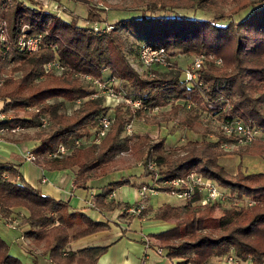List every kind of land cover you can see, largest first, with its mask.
<instances>
[{
    "label": "trees",
    "instance_id": "16d2710c",
    "mask_svg": "<svg viewBox=\"0 0 264 264\" xmlns=\"http://www.w3.org/2000/svg\"><path fill=\"white\" fill-rule=\"evenodd\" d=\"M76 1L87 5L90 0ZM139 1V17L108 23L110 30H92L77 24L74 17L62 20L40 0H0L5 36L0 41V114L6 116L0 126L31 128L37 144L29 152L41 158L40 167L71 169L76 189H87L89 179L112 171L120 152L127 153L132 164L141 163V176L150 177L157 193L172 191L164 181L191 171L200 174L228 195V208L214 217L213 205L203 216L197 215L189 202L159 205L153 219L171 226L155 236L154 247L164 250L171 264H207L210 258L221 259L228 252L236 263L264 264V172L244 173L238 165L230 175L218 163L219 157L231 153L241 156L261 154L262 150H255L259 148L256 144L240 152L226 151L222 146L233 143L234 138L216 126H202L200 120L202 114L217 122L237 118L264 135V0ZM85 8V21L100 19L91 7ZM179 11L193 14L184 17L175 13ZM242 11L246 12L240 14ZM198 13L210 16L203 18ZM22 25L28 27L26 34L40 35V47L33 53L15 47V34ZM130 36L135 40L129 42ZM142 44L163 48L170 60L176 54L202 55L204 64L196 79L188 83L174 61L163 73L138 72L128 60L137 59ZM51 61L59 64L58 73L44 70ZM105 75L120 79L127 95L140 99L147 111L117 105L97 145L74 147L59 159L45 158L58 144L69 146L74 139H92L98 117L108 108L100 97H93L90 80ZM76 100L79 103L74 106ZM65 104L72 107L71 113L60 110ZM153 107L161 110L150 114ZM42 120L47 122L45 126H41ZM132 120L154 126L174 121L176 127L198 132L202 139L187 140L165 151L164 137L153 139L147 132L126 135L124 126ZM208 136L212 140L206 139ZM147 162L154 164L155 172L147 169ZM122 185L139 189L147 184H134L130 178L110 182L91 197V206L99 211L120 207L107 197ZM68 206V201L41 195L23 182L12 166H0L2 218L8 220L11 208H23L27 215L21 221L28 226L24 235L35 245L42 244L53 264H96L110 244L75 250L67 245L107 229V222L93 221L82 210ZM53 225L62 233L58 239L47 230ZM0 264H21L7 253L1 238Z\"/></svg>",
    "mask_w": 264,
    "mask_h": 264
},
{
    "label": "rangeland",
    "instance_id": "374dc122",
    "mask_svg": "<svg viewBox=\"0 0 264 264\" xmlns=\"http://www.w3.org/2000/svg\"><path fill=\"white\" fill-rule=\"evenodd\" d=\"M40 1L42 2L46 10L55 12L62 18V20L69 21L71 17H74L77 21V24L85 26L92 25L93 22H96L98 26L97 28L102 27L101 29H105L106 26H108V23L115 22L119 19H123L126 17H139L140 10L142 9L139 0H90L89 2H87V5H84L83 3L76 0ZM85 6H89L95 12H97L100 19L91 22L85 21ZM245 12L246 11H242L240 12V14H243ZM175 13L184 17H190L193 14L192 11H179ZM209 16L210 15H203L201 17L208 18ZM132 40L135 39L134 37L130 36L129 42H131ZM193 57L194 56L188 57L176 54V56L171 58L170 62L174 61L181 70H184L187 68V65L191 62ZM128 61L136 71H141V67L139 66V62L137 61V59L134 58L133 60ZM203 64L204 60L201 61L200 67H202ZM166 69L168 68L162 66H153L151 68V71L163 73L166 71ZM82 83H84V85H87V83H85V81L83 80ZM97 96L103 100V105L106 106L108 110H110V112H112L113 108L117 105L126 107L123 103H116L115 105L113 101L111 102L110 100H108V97L103 94H94L93 97ZM71 109L72 107L68 104H65L60 108V110L64 113H71ZM200 120L202 126H207L210 129H214L216 126L213 118L208 117L207 115L202 114L200 116ZM131 130L132 133L147 132L153 139L164 137L165 140L163 149L165 151L177 148L187 140L200 141L202 139L198 132H193L187 129H180L176 127L174 121H168L164 124H161L160 126H154L144 124L143 122L138 120H132ZM206 139L212 140V137L208 136L206 137ZM256 144L259 146V148L255 147V150L261 149V154L243 153L241 156H238L236 155V153H231L219 157L218 163L223 167L224 171L230 175H233L236 172L238 165L239 169L244 173L264 172V140H261V138H254L249 143L225 144L222 146V149L230 152H240V150ZM32 148H30L29 150H31ZM115 157L117 158L116 165L112 171L100 177H95L88 180L94 181L91 184L93 195L101 192L103 190V187H105L108 183L117 181L121 178H130V180L134 184L146 183L150 185V177L147 176V178H145L141 176L143 172L142 167L137 165V163L132 164L131 161H129L127 158V153L124 155L117 154ZM96 179L98 181H95ZM89 186L90 184H88L87 189L74 188L75 198H73L72 202H70L71 204L69 203L68 207L70 210H82V212L85 213L93 221L107 222L108 228L73 241V247H69L70 249L75 250L76 248L84 246H104L110 244L107 247L106 251L97 259L96 264H171L165 258L164 250H162L161 255H159L154 249L155 236L159 232L169 228L171 224L169 222L154 220L153 212L159 205L163 203L172 206H181L184 204L183 201L177 200L173 195L168 193L158 192L154 195L148 194V197L145 198V207L142 213H126L124 212L126 208L134 206L133 199L135 198V187H131L130 185H122L119 186L120 189L115 188L112 191L113 197L111 199L114 204L117 203L120 205V207H115L112 211H99L91 206L92 195H90L91 193L90 191H88ZM228 203L229 201L224 205L213 204V216H219L223 209L228 208ZM244 203L245 202H240V205H244ZM124 204H126L125 208L122 207ZM208 206L210 205H201L199 203L191 204V208L197 215L200 216L205 215ZM122 212H124V214L120 216ZM13 213L21 214L18 222V225H20V229L10 230L5 227L3 225L4 218H2V216L0 215V238L7 246V253L11 256L16 257L21 262V264H53L50 262L47 253L43 251L42 244L35 245L31 241V238L22 235L28 229V226L21 221L22 218L27 215L26 211L21 207H14ZM47 230L49 232H52L55 235L56 239L62 236V233L58 232L55 229L54 225L48 227ZM119 237L120 239L116 241V239ZM144 238L148 240V246L144 245ZM230 254L228 252L226 255ZM226 255H224L223 257H225ZM223 257L221 258V261L226 264V262L224 261L225 258ZM216 262L218 261H215V263ZM211 263H213V261Z\"/></svg>",
    "mask_w": 264,
    "mask_h": 264
},
{
    "label": "built area",
    "instance_id": "2783aa9c",
    "mask_svg": "<svg viewBox=\"0 0 264 264\" xmlns=\"http://www.w3.org/2000/svg\"><path fill=\"white\" fill-rule=\"evenodd\" d=\"M92 30H99L97 28V23L93 22L92 25H89ZM108 27V28H107ZM102 28V27H101ZM110 30L111 26H106L105 29L102 30ZM28 27L26 25L20 26L15 34V47L19 52L24 53H33L40 47L41 38L40 35H29L26 34ZM4 23H0V41H4ZM211 58V56H208ZM203 60L202 55L194 56L186 69L182 70L183 81L184 82H192L196 79V72L200 70V64ZM137 61L139 62V66L141 70H151L153 66H162L165 68H170L172 66V62L168 58L165 50L163 48L151 47L146 44H142L139 46L137 51ZM215 64H219V60H214ZM44 70L46 72L53 71L58 73L61 69L59 64L55 61L48 62L44 65ZM84 80H88L87 76H81ZM1 83V79H0ZM90 84L93 86L94 94H103L108 97V100L116 103H123L129 109H137L143 107V110L147 111L145 106L140 103V99L128 96L124 91L122 86V81L118 78H115L112 75H105L102 79H91ZM93 94V96H94ZM79 103V100L74 102V106ZM73 106V107H74ZM187 107V106H186ZM161 108L153 107L150 114H156L160 111ZM110 110H107V113L101 115L97 119V126L93 132V137L90 140H80L74 139L72 144L69 146H64V144H58L55 150L48 152L44 155L45 158L48 159H59L65 155H68L72 148L74 147H82L87 145H97L101 138L104 136L105 132L108 130L111 119H110ZM5 116L0 114V121L4 119ZM214 120V119H213ZM216 127L220 129L222 134L225 136H233L234 142L233 144H243L249 143L254 138L263 139V134L261 131L255 126H249L244 122L240 121L237 118H233L230 120L224 121H214ZM47 122L45 120L41 121V126H45ZM21 127H3L0 126V141L2 137L7 133H15L18 131H22ZM124 133L126 135L132 134L131 124L128 123L124 126ZM120 155L126 154L125 152L118 153ZM24 159L28 162L36 161L37 157L32 155L30 152H27L24 155ZM137 165H141L140 162ZM147 169L151 172H155L156 168L152 162H147ZM155 175L153 179H155ZM44 182V179H41ZM164 183L169 184L172 187V191L169 193L173 195L177 200H181L184 203L189 202L190 205L194 203H199L201 205H213V204H222L224 205L228 200V195L222 191L217 185L201 176L200 174L191 171L186 176L173 179L169 182L164 181ZM156 190L154 189L153 183L150 185H143L137 190V199L134 201V206L126 208V213L137 214L145 207V198L149 195L156 194ZM144 245H147L148 240L144 238ZM157 253H160V250L157 249ZM224 261L226 264H236L235 259L231 255H226Z\"/></svg>",
    "mask_w": 264,
    "mask_h": 264
},
{
    "label": "crops",
    "instance_id": "0c3cea01",
    "mask_svg": "<svg viewBox=\"0 0 264 264\" xmlns=\"http://www.w3.org/2000/svg\"><path fill=\"white\" fill-rule=\"evenodd\" d=\"M1 105L2 102L0 101V108ZM32 131L33 130L31 128L28 129L24 128L22 131H18L15 133H7L2 137V140L0 141V166L3 165L12 166L19 173L21 180L27 183L28 185H30L32 188L37 189L41 195H46L58 200L68 201L69 204L70 202H72L73 198H75L74 188L72 187V181H71L73 176V171L71 169H65L62 171H55V170L49 171L46 170L45 168L40 167V165L38 164L41 162V158L36 159V161L34 162H28L24 159V155L27 152H29V149L36 146L37 144V141L33 140L32 138ZM4 174L5 173H3L2 175ZM42 178L44 179V182L41 181ZM95 181L98 180L96 179ZM93 182L94 181L91 180L86 182L87 186L88 184H90L88 191H90L91 193L90 195L92 196H93V190L91 184ZM117 189H120V187L119 188L117 187ZM134 190H135L134 192L135 198L133 199V201H136L138 189L135 188ZM112 197H113V192L108 195L107 200H111ZM12 209L14 210V208H11V210ZM13 210L11 211L8 220L7 221L4 220L3 225L10 230H17L20 229V225H18V222H19V217H21V214L13 213ZM22 235H24V233ZM119 239L120 237L117 238L116 241H118ZM72 243L73 241L68 244L69 247H73ZM154 249L157 253V248ZM212 261L214 264H224L223 261H221V259L218 260L217 258H213V257L207 261V264H210ZM215 261L218 262L215 263ZM236 264H250V262L249 260H245L238 262Z\"/></svg>",
    "mask_w": 264,
    "mask_h": 264
},
{
    "label": "bare ground",
    "instance_id": "6f19581e",
    "mask_svg": "<svg viewBox=\"0 0 264 264\" xmlns=\"http://www.w3.org/2000/svg\"><path fill=\"white\" fill-rule=\"evenodd\" d=\"M5 117H6V116H5ZM65 156H66V155H65ZM36 157H37V156H36ZM63 157H64V156H63ZM37 159H38V157H37ZM159 250H160V253H158V254H161L162 251H161V249H159Z\"/></svg>",
    "mask_w": 264,
    "mask_h": 264
}]
</instances>
